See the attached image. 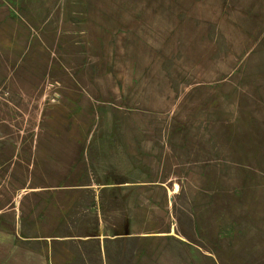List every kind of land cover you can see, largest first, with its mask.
Returning a JSON list of instances; mask_svg holds the SVG:
<instances>
[{
    "label": "rangeland",
    "instance_id": "1",
    "mask_svg": "<svg viewBox=\"0 0 264 264\" xmlns=\"http://www.w3.org/2000/svg\"><path fill=\"white\" fill-rule=\"evenodd\" d=\"M69 171L133 175L215 264H264V0H0V241L27 176Z\"/></svg>",
    "mask_w": 264,
    "mask_h": 264
},
{
    "label": "crops",
    "instance_id": "2",
    "mask_svg": "<svg viewBox=\"0 0 264 264\" xmlns=\"http://www.w3.org/2000/svg\"><path fill=\"white\" fill-rule=\"evenodd\" d=\"M55 144L70 165H84L88 143ZM27 177L32 183L23 188L33 203L32 219L18 220L11 243L0 241V264H215L185 243L175 223L159 219L156 190L133 186V175L121 171L106 179L69 171Z\"/></svg>",
    "mask_w": 264,
    "mask_h": 264
}]
</instances>
